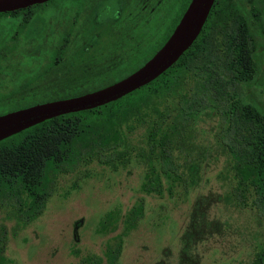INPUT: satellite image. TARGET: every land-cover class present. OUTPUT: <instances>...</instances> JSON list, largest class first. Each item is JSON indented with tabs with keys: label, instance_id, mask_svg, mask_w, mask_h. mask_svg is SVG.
Segmentation results:
<instances>
[{
	"label": "flooded vegetation",
	"instance_id": "obj_1",
	"mask_svg": "<svg viewBox=\"0 0 264 264\" xmlns=\"http://www.w3.org/2000/svg\"><path fill=\"white\" fill-rule=\"evenodd\" d=\"M192 1L46 0L0 11V114L123 79L165 44ZM188 49L190 139L211 119L234 177L240 127L264 115V0H213Z\"/></svg>",
	"mask_w": 264,
	"mask_h": 264
},
{
	"label": "rangeland",
	"instance_id": "obj_2",
	"mask_svg": "<svg viewBox=\"0 0 264 264\" xmlns=\"http://www.w3.org/2000/svg\"><path fill=\"white\" fill-rule=\"evenodd\" d=\"M212 124L208 119L195 127L193 145L185 129L186 143L179 145L175 163L180 180L168 188L165 177L161 193L141 189L151 156L144 149V127L138 125L113 151L84 155L53 177L36 218L24 224L10 206H0L10 264H109L107 246L125 230L122 219L138 203L142 213L123 235L114 264H249L264 240V213L233 196L230 168L208 133ZM203 150L207 156L200 160ZM113 209L119 210L116 227L104 231L101 220Z\"/></svg>",
	"mask_w": 264,
	"mask_h": 264
},
{
	"label": "trees",
	"instance_id": "obj_3",
	"mask_svg": "<svg viewBox=\"0 0 264 264\" xmlns=\"http://www.w3.org/2000/svg\"><path fill=\"white\" fill-rule=\"evenodd\" d=\"M188 51L154 80L115 101L59 115L1 140L0 206H10L24 224L36 218L50 195L53 177L84 155L113 151L127 139V130L138 125L144 127V149L151 156L141 189L161 193L165 177L169 180L168 188L172 187L180 180L176 153L180 151L179 145L186 143L184 131L191 116L187 105ZM258 115V125L240 127L243 151L242 159L236 163L238 174L232 177L233 196L241 204L248 201L252 208L264 213V115ZM195 167L190 166L192 185L198 180ZM196 207L200 211L199 204ZM118 212L113 209L104 215L102 230L116 227ZM141 213L142 204L138 203L124 215L125 230L115 236L114 245L107 246L109 264L117 260L123 235ZM4 231L5 226L0 224V264H10L11 259L4 253ZM190 235L191 231L185 234L189 239ZM249 264H264V240L256 244Z\"/></svg>",
	"mask_w": 264,
	"mask_h": 264
},
{
	"label": "water",
	"instance_id": "obj_4",
	"mask_svg": "<svg viewBox=\"0 0 264 264\" xmlns=\"http://www.w3.org/2000/svg\"><path fill=\"white\" fill-rule=\"evenodd\" d=\"M46 0H0V11ZM213 0H193L165 44L136 71L108 86L82 95L51 100L0 114V141L59 115L93 109L151 82L168 69L201 30Z\"/></svg>",
	"mask_w": 264,
	"mask_h": 264
}]
</instances>
